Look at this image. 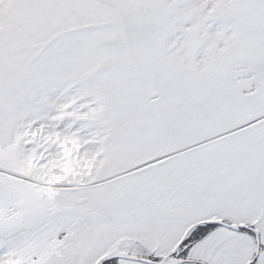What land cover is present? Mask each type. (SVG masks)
<instances>
[{"label": "snow or ice", "instance_id": "6c2138e0", "mask_svg": "<svg viewBox=\"0 0 264 264\" xmlns=\"http://www.w3.org/2000/svg\"><path fill=\"white\" fill-rule=\"evenodd\" d=\"M0 264H264V0H0Z\"/></svg>", "mask_w": 264, "mask_h": 264}]
</instances>
